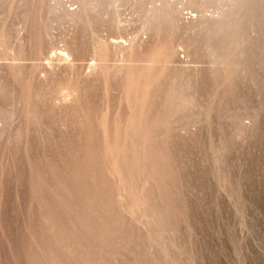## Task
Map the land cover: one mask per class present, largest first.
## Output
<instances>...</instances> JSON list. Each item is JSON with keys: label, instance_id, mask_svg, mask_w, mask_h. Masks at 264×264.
Here are the masks:
<instances>
[{"label": "rangeland", "instance_id": "1", "mask_svg": "<svg viewBox=\"0 0 264 264\" xmlns=\"http://www.w3.org/2000/svg\"><path fill=\"white\" fill-rule=\"evenodd\" d=\"M0 264H264V0H0Z\"/></svg>", "mask_w": 264, "mask_h": 264}]
</instances>
